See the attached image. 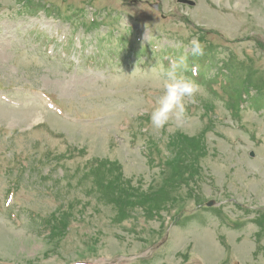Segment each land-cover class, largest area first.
Instances as JSON below:
<instances>
[{
	"label": "rangeland",
	"instance_id": "obj_1",
	"mask_svg": "<svg viewBox=\"0 0 264 264\" xmlns=\"http://www.w3.org/2000/svg\"><path fill=\"white\" fill-rule=\"evenodd\" d=\"M192 1L0 0V264H264V0Z\"/></svg>",
	"mask_w": 264,
	"mask_h": 264
},
{
	"label": "clouds",
	"instance_id": "obj_2",
	"mask_svg": "<svg viewBox=\"0 0 264 264\" xmlns=\"http://www.w3.org/2000/svg\"><path fill=\"white\" fill-rule=\"evenodd\" d=\"M189 46L192 56L199 57L204 54L205 46L198 38H192ZM187 61L188 56L181 55L171 59L168 68L160 66L157 75L165 81L164 91L150 114V122L156 130H163L166 125L186 118V101L195 103L197 95L201 92V85L184 75L188 70ZM74 264H83V262L75 260Z\"/></svg>",
	"mask_w": 264,
	"mask_h": 264
},
{
	"label": "water",
	"instance_id": "obj_3",
	"mask_svg": "<svg viewBox=\"0 0 264 264\" xmlns=\"http://www.w3.org/2000/svg\"><path fill=\"white\" fill-rule=\"evenodd\" d=\"M176 3L177 4H182V5H186V6H188V7H193L195 4H194V2H192L191 0H176ZM150 7L152 8V9H157V6L156 5H150ZM250 156H252V154H250ZM212 202H209L208 204H207V206L208 207H210V206H212Z\"/></svg>",
	"mask_w": 264,
	"mask_h": 264
},
{
	"label": "trees",
	"instance_id": "obj_4",
	"mask_svg": "<svg viewBox=\"0 0 264 264\" xmlns=\"http://www.w3.org/2000/svg\"><path fill=\"white\" fill-rule=\"evenodd\" d=\"M178 167H180V164H179V166H178V164H175L174 169L176 170ZM175 170H173V171L175 172Z\"/></svg>",
	"mask_w": 264,
	"mask_h": 264
}]
</instances>
